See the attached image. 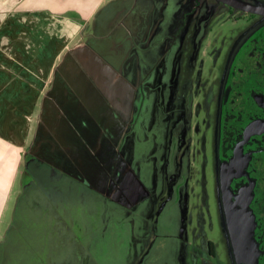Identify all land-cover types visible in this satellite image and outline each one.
<instances>
[{"label":"rangeland","instance_id":"1","mask_svg":"<svg viewBox=\"0 0 264 264\" xmlns=\"http://www.w3.org/2000/svg\"><path fill=\"white\" fill-rule=\"evenodd\" d=\"M251 2L264 4V0ZM175 4L188 12L187 18L178 13L173 25L158 34L169 60H162L161 69L143 88L153 101L147 111H162L165 116V134L179 121L180 139L190 132L193 151L180 204L166 211L151 261L168 262L173 253L175 264H235L219 190V105L214 99L211 106L193 103L189 107L187 92L211 88L216 94L234 46L264 16L235 22L227 6L217 0H114L90 21L81 38L94 49V61L79 55L77 61H63L60 66L57 61L51 76L29 82L21 77L22 85H30L24 93L28 102L36 103L39 122L35 139L27 144L32 142L29 155L44 160L51 171L35 159L33 165L23 167L0 220V264H143L148 260L157 215L166 210L174 189L164 178L143 226L140 219L127 223V179H122L127 178V150L136 134L148 139L149 133L144 122L127 126V117L121 120L124 115L119 116L122 127L113 129L109 106L127 88L123 86L128 78L138 88V68L134 66L131 77L130 62L139 63L150 44L148 38L157 36V7L172 10ZM146 10L155 13L152 22L150 16L145 18ZM204 38H213L211 45ZM76 46L77 42L68 45L69 49ZM144 59L148 62L150 56ZM65 65L76 70L64 74L60 69ZM86 69L91 77L79 75ZM43 186L52 199L50 205L33 200L35 190ZM62 191L58 199L56 194ZM27 234L29 245L21 246ZM208 241L214 244L213 258L207 252Z\"/></svg>","mask_w":264,"mask_h":264},{"label":"flooded vegetation","instance_id":"2","mask_svg":"<svg viewBox=\"0 0 264 264\" xmlns=\"http://www.w3.org/2000/svg\"><path fill=\"white\" fill-rule=\"evenodd\" d=\"M237 1L264 8V4L255 5L251 0ZM219 2L227 6L228 12L235 22L243 18L251 19L254 15L264 16V14L246 12L222 1ZM233 9L239 12L234 13ZM180 12H184L182 15L186 19L188 12L181 9L178 4H175L172 10H164L163 5L157 7L155 11L157 14L155 22L157 36L148 38L150 44L145 49L146 51L139 56L140 62L132 63L131 61L130 67L127 69L129 74H132L138 68V88L132 84L133 79L128 78L127 83L123 86L127 88L119 91L118 100L112 102L110 106L107 103L115 120L111 126L113 129L118 130L122 127L123 121L120 122L119 116L124 115L121 120H125L127 117V126L131 122L141 126L144 122L143 125L147 127L149 133L148 139L143 138L142 133L136 134L137 137L127 150V178H122L123 180L127 179V223L140 219L143 226L145 214L148 213L150 205L154 201L152 196L161 192L164 178L168 183H171L174 189V196L171 195L166 210H162L157 215V227L154 229L155 244L148 255V260L143 264H153L151 261L153 250L162 237L159 226L167 216L166 211L174 209L180 204L178 203L180 190L186 177V169L190 167L188 156L193 151L190 132L187 138L180 139L183 127L179 121H175L170 132L165 134V116L162 111L157 113L155 111V114L151 110L147 111V106L153 101H150L152 100L151 96L143 88L149 83L148 79H151L161 69L162 60H169L170 53L164 52V45L161 44L159 35L163 28L167 30L171 24L173 25L176 21L175 15ZM155 13H149L146 10L145 18L150 16L152 22ZM160 14L161 18L158 19ZM177 23H181L179 18ZM144 35H146V30ZM175 37L178 38L177 35ZM201 39L197 37L196 40ZM203 40H208L210 45L213 42V38H204ZM211 51L212 49L206 50L205 53L210 54ZM148 55L150 60L146 62L144 58ZM158 56L161 57L158 58ZM228 60L225 68L226 76L217 93L215 94L211 88H189L187 103L189 107L193 103L200 107L201 105L211 106L215 99V103L219 105V144L217 148L219 190L221 167L226 173L233 174L229 184L233 195H238L245 186L251 187L252 198L247 209L251 211L255 222L253 238L259 252L257 264H264V20L257 21L255 26L238 40ZM110 75L111 73L108 74V76ZM136 114H139V117ZM153 116L154 120L151 119ZM248 127L253 129L250 134H247ZM133 128L135 129V126ZM137 150L140 151L137 152ZM44 165L49 168V164ZM49 170L51 171L50 168ZM175 179L177 180L174 181ZM55 183L58 184V181ZM33 200L40 203L45 202L41 196H37ZM46 202L49 205L52 204L51 201H49L50 203ZM206 247L208 255L211 258L215 257L214 244L208 241ZM174 259L172 253L168 262L161 261L156 264H175Z\"/></svg>","mask_w":264,"mask_h":264},{"label":"crops","instance_id":"3","mask_svg":"<svg viewBox=\"0 0 264 264\" xmlns=\"http://www.w3.org/2000/svg\"><path fill=\"white\" fill-rule=\"evenodd\" d=\"M113 1L0 0V220L25 161L47 164L29 155L32 142L27 144L35 139L39 122L36 103L28 102L24 93L30 85H22L21 77L29 82L51 76L57 61L60 66L79 55L94 61V49L81 38L90 21ZM73 69L65 65L60 72ZM86 71L79 75H92Z\"/></svg>","mask_w":264,"mask_h":264},{"label":"water","instance_id":"4","mask_svg":"<svg viewBox=\"0 0 264 264\" xmlns=\"http://www.w3.org/2000/svg\"><path fill=\"white\" fill-rule=\"evenodd\" d=\"M250 13L264 14V8L247 5L237 0H218ZM247 134L252 133L248 127ZM233 174L226 173L221 167L220 197L224 212L225 224L228 231L232 253L236 264H257L258 248L253 238L255 228L254 217L248 210L252 198L251 187H243L238 195H233L229 188Z\"/></svg>","mask_w":264,"mask_h":264},{"label":"trees","instance_id":"5","mask_svg":"<svg viewBox=\"0 0 264 264\" xmlns=\"http://www.w3.org/2000/svg\"><path fill=\"white\" fill-rule=\"evenodd\" d=\"M29 159H32V158H29ZM29 159H27L26 161H25V167H30V165H33V164H30V160ZM36 162H37V160H36ZM39 162V161H38ZM41 163V162H40ZM58 173V172H57ZM57 187H59V189H62V187H63V185H58ZM63 190V189H62ZM51 194V193H50ZM54 195H55V191H54ZM56 195H58V199L60 198V197H62L63 196V191H62V194L61 193H58V194H56ZM37 196H41V198L43 199V200H45V201H52V199H48V195L46 194V193H44V186L43 187H40V189H37V190H35V192H34V196H33V199L35 198V197H37ZM50 203V202H49ZM24 227H27L28 228V226H26V224L24 225ZM30 242V238H29V234H27V237L23 240V243H21V246H26V245H29V242ZM26 242H28V243H26ZM26 248V247H25Z\"/></svg>","mask_w":264,"mask_h":264}]
</instances>
